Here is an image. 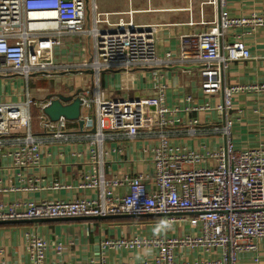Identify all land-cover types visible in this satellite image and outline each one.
<instances>
[{"label": "built area", "instance_id": "obj_1", "mask_svg": "<svg viewBox=\"0 0 264 264\" xmlns=\"http://www.w3.org/2000/svg\"><path fill=\"white\" fill-rule=\"evenodd\" d=\"M129 0L126 10L103 9L100 0H0V74H18L26 79L36 74L61 70L92 71L91 89H83V130L88 141L92 169L80 188L93 191L92 198L0 202V220L76 218L110 215H165L167 224L187 221L197 229L196 235L164 238L139 237L102 241L107 249L136 250L157 248L151 264H176L178 246L204 247L221 251L214 264H253L241 254L258 250L264 240V145L238 149L232 139L233 121L225 119L221 131L226 144L219 150L195 151L171 142L167 127L175 110L165 102L163 82L156 83L157 94L146 98H104L99 75L104 70H122L134 76L140 68L173 65H201L202 88L208 95L222 93L215 106L220 113L232 109L233 95L238 92L264 94V82L249 85H226L224 72L230 63L251 59L252 53L241 34L230 32L251 25L264 26V16H233L227 0H199V19H193V0L175 11L189 13V26L201 29L180 35L179 51L158 54L157 34L167 23H153L141 18L145 13L166 11L152 6H136ZM140 1V0H138ZM207 8L213 20L205 19ZM38 14H47L40 18ZM78 35L90 40L80 63L59 66L54 48L62 37ZM133 87V82L129 83ZM191 100V97H188ZM40 108L39 127L51 132V138L69 140L64 134L68 121H51L42 111L44 105L32 99L20 103H0V143L6 135L17 134V147L10 152L19 167L37 166L41 162L43 137L33 133L31 107ZM90 110L85 114L84 110ZM210 110V106L197 110ZM194 124L198 120L193 121ZM194 133L195 129H190ZM155 134L152 174L107 178L104 173V142L124 135L134 139L140 134ZM23 134V135H22ZM154 189H150L151 186ZM125 189V190H124ZM123 190V191H121ZM63 245L56 247L61 254ZM47 242L35 237L28 241L29 264H47ZM72 264V263H65ZM126 264V263H120Z\"/></svg>", "mask_w": 264, "mask_h": 264}, {"label": "crops", "instance_id": "obj_2", "mask_svg": "<svg viewBox=\"0 0 264 264\" xmlns=\"http://www.w3.org/2000/svg\"><path fill=\"white\" fill-rule=\"evenodd\" d=\"M228 10L233 16H264V0H227ZM135 2V1H133ZM144 1L134 4L139 5ZM153 7L165 9L145 13L141 18L153 23H167L161 26L157 34L158 54L167 51L178 53L180 35L201 29V26H189V13L175 11V7L188 6L189 0H152ZM193 19H199V0H193ZM101 6L110 11L126 10L129 0H100ZM111 6L112 8H109ZM212 10L207 8L205 19L213 20ZM230 38L241 34L249 47L252 57L248 60L230 63L224 72L226 85H249L264 82V26L252 29L251 25L230 32ZM89 50L90 40L78 35L62 37V44L54 48L55 63L59 66L78 64ZM52 72L36 74L29 79L18 74H0V103H20L27 99V92L38 105H45L46 97L52 93L69 95L78 89H91L95 77L92 71L78 73ZM201 65H173L161 68H140L132 71L134 76L122 70H104L99 75V88L104 98H146L157 94L156 83L163 82L165 102L175 110L169 115L173 121L168 127L171 142L186 146L195 151L219 150L226 144L221 131L225 119L233 121L232 139L238 149L256 148L264 145V94L238 92L233 95L232 109L220 113L215 106L222 102V93L208 95L202 88ZM133 82V87L129 83ZM87 83V84H86ZM74 88L73 91H71ZM191 97V100H188ZM210 106V110H197ZM36 119L40 108H34ZM85 114H89L90 110ZM34 115V114H33ZM198 123L194 124V120ZM33 133L43 137L41 162L37 166L17 167L9 155L16 147L17 134L6 135L0 143V202L51 200H72L92 198L95 193L80 188L84 177L92 169L89 157L88 141L84 130L76 121H68L64 134L69 140L51 138L34 123ZM195 129L190 133V129ZM23 135V134H22ZM155 134H140L134 139L122 135L104 142V173L107 178L135 176L138 173L152 174L153 154L151 149L157 144ZM150 189H154L152 185ZM125 190V189H124ZM123 191V190H121ZM189 222L167 224L166 216H139L111 218L103 220H70L42 223H19L0 225V264H29L28 241L35 237L44 239L48 244L47 264H151L157 248L136 250L107 249L101 251V243L109 239H132L139 237L164 238L196 235ZM61 243L63 251L57 253ZM176 264H214L221 251H206L204 247L178 246L175 248ZM244 262L264 264V240L259 242L258 250L241 254Z\"/></svg>", "mask_w": 264, "mask_h": 264}, {"label": "water", "instance_id": "obj_3", "mask_svg": "<svg viewBox=\"0 0 264 264\" xmlns=\"http://www.w3.org/2000/svg\"><path fill=\"white\" fill-rule=\"evenodd\" d=\"M74 88L71 90L73 91ZM83 89H78L71 94L52 93L46 97L48 101L43 107V113L53 122L64 118L67 121H76L80 128H83L84 120L82 119V99L80 93ZM157 214L145 215H110V216H87L76 218H48V219H14V220H0V225L19 224V223H42L51 221H70V220H103L111 218H125V217H139V216H153ZM159 216V214H158ZM165 216V215H160Z\"/></svg>", "mask_w": 264, "mask_h": 264}, {"label": "rangeland", "instance_id": "obj_4", "mask_svg": "<svg viewBox=\"0 0 264 264\" xmlns=\"http://www.w3.org/2000/svg\"><path fill=\"white\" fill-rule=\"evenodd\" d=\"M152 3V2H151ZM136 6H142V7H148V5H147V1H144V2H142V3H140L139 5H137V4H135ZM152 5H156V3L155 2H153L152 3ZM109 8H112L111 6H109ZM104 9V8H103ZM142 17H144V16H148V15H146V14H143V15H141ZM60 72H63V73H68L67 71H65V70H61ZM60 72H58V73H60ZM87 84V83H86ZM34 108H38V107H35V106H32L31 107V115H32V119H33V122L36 124V123H38V121H37V119H36V113H35V110H34ZM88 111L85 109L84 110V113H87ZM34 114V115H33Z\"/></svg>", "mask_w": 264, "mask_h": 264}, {"label": "bare ground", "instance_id": "obj_5", "mask_svg": "<svg viewBox=\"0 0 264 264\" xmlns=\"http://www.w3.org/2000/svg\"><path fill=\"white\" fill-rule=\"evenodd\" d=\"M47 14H38V17H40V18H43V17H45Z\"/></svg>", "mask_w": 264, "mask_h": 264}]
</instances>
